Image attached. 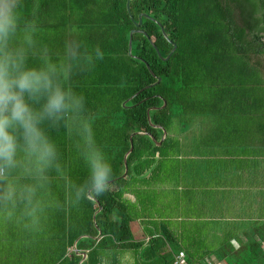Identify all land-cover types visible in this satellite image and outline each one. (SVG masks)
Returning a JSON list of instances; mask_svg holds the SVG:
<instances>
[{"label": "trees", "instance_id": "16d2710c", "mask_svg": "<svg viewBox=\"0 0 264 264\" xmlns=\"http://www.w3.org/2000/svg\"><path fill=\"white\" fill-rule=\"evenodd\" d=\"M126 2L22 0L12 46L25 39L22 29L31 33L34 26L31 39L51 52L46 58L25 52L28 66L55 65L61 87L82 107L58 122L41 123L56 151L43 172L18 139L16 166L0 180V189L9 185L14 192L11 201L0 203L3 216L18 225L8 239L35 247L28 264H78L81 253L86 258L80 264H173L179 253L187 264H207L212 257L225 264H264V219L240 233L221 232L217 243L207 244L215 223L177 234L153 189L162 160L180 150L174 133L185 132L195 117L238 106L264 116V38L257 34L252 0H129V9ZM140 14L148 17L136 27ZM131 30L138 31L129 56ZM173 43L175 50L163 60ZM253 94L256 100L243 101ZM251 103L258 113H251ZM33 107L38 111L41 104ZM134 132L142 134L132 137L125 159ZM96 153L111 164L112 175L103 195L88 196ZM134 222L143 227L140 235Z\"/></svg>", "mask_w": 264, "mask_h": 264}, {"label": "crops", "instance_id": "0c3cea01", "mask_svg": "<svg viewBox=\"0 0 264 264\" xmlns=\"http://www.w3.org/2000/svg\"><path fill=\"white\" fill-rule=\"evenodd\" d=\"M16 42L19 44L13 47L39 54L42 58L51 52L50 46L36 45L33 39L31 43L19 38ZM249 96L243 101H254L258 94ZM245 108L249 109V106ZM237 109L211 108L209 113L195 117L185 132L174 133L180 142V150L162 160L160 179L153 189L159 199H162L163 191L178 198L182 197L181 192L191 191L188 194L191 196V213L183 212L189 205L182 207L179 199L172 203L177 207L174 215L167 213V209L162 211L173 222L172 228L177 234L186 230V235H191L194 225L215 223L209 231L211 239L205 240L211 244L213 238L222 235L221 232L233 229L240 233L251 223L264 219V116L250 114L242 106ZM250 110L258 113L255 103H251ZM11 180L13 178H9L8 183ZM135 224L137 229L133 230L140 235L143 227ZM6 239L2 241L8 254L16 250L18 264H28L29 240ZM232 244L238 246L235 240ZM4 264H8L6 257Z\"/></svg>", "mask_w": 264, "mask_h": 264}, {"label": "clouds", "instance_id": "9594fccd", "mask_svg": "<svg viewBox=\"0 0 264 264\" xmlns=\"http://www.w3.org/2000/svg\"><path fill=\"white\" fill-rule=\"evenodd\" d=\"M252 2L260 22L257 34L264 38V4L260 0ZM22 13V0H0V180L5 179L7 169L16 166L19 138L24 142L25 151L40 165V172L49 167L56 151L41 129V123L44 120L58 122L69 112L82 107L80 98L61 87L55 65L46 61L43 67H30L25 51L12 46V40L20 30ZM32 31H35L34 26ZM25 39L31 43L30 36ZM96 48L99 51V46ZM103 56L99 53L100 59ZM35 104H41L38 111L33 107ZM89 171L90 194L103 195L111 179V164L96 153L90 161ZM13 197L10 187L0 189V203L9 202Z\"/></svg>", "mask_w": 264, "mask_h": 264}, {"label": "rangeland", "instance_id": "374dc122", "mask_svg": "<svg viewBox=\"0 0 264 264\" xmlns=\"http://www.w3.org/2000/svg\"><path fill=\"white\" fill-rule=\"evenodd\" d=\"M20 33V37L25 38L26 36H31L33 33V31L31 30V33L27 32L28 30L22 29ZM35 38V37H34ZM37 42V39H34V43ZM162 201H164L166 203V205L164 206V210L167 209V213L169 214H173L174 212L177 210V207L173 206V201H175L176 199H179L180 203L182 204V207L185 205H189V206H185L183 212H190L191 213V196H188V194H191V191L189 192H181L182 197L178 198L176 195H174L173 193H168L166 191L162 192ZM170 205L166 208L167 204ZM5 213L3 211L0 210V264H4L5 261V257L8 258L12 263H15L17 261H19V258L16 256L17 251L13 250L10 254H8L7 252V246H5L4 241H2V239H6L9 238L8 236H11L15 233V230L18 228L17 224L11 223V219L4 217ZM10 217V216H9ZM12 222H15L14 219H12ZM133 229H137L136 228V224L135 222L132 224ZM217 237L213 238L211 240L212 243H217L218 240H216ZM7 240V239H6ZM12 240V239H9ZM35 249L34 246L31 247V252H33ZM4 257V258H3ZM30 257V256H29ZM31 258V257H30ZM212 259H215L214 257H212ZM216 260V259H215ZM8 262V260H7ZM9 264V262H8Z\"/></svg>", "mask_w": 264, "mask_h": 264}, {"label": "water", "instance_id": "95a60500", "mask_svg": "<svg viewBox=\"0 0 264 264\" xmlns=\"http://www.w3.org/2000/svg\"><path fill=\"white\" fill-rule=\"evenodd\" d=\"M126 7H127V9H129V0H127V2H126ZM143 16L148 17V16L145 15V14H140V15H139V18H138V22H134V24H135L136 27L140 26L141 21H142V17H143ZM130 17L132 18V16H130ZM132 19H133V18H132ZM153 20H154V19H153ZM158 24H159V23H158ZM159 26H160V24H159ZM160 27H161V26H160ZM137 31H138V30H131V31H130L129 41H128V55H129V56H132V54H131L132 35H133V33L137 32ZM161 31H162V34L164 35V37H165L166 39H168V37H167V35H166V33H165V31H164V29H163L162 27H161ZM152 45L155 47L154 44H152ZM175 48H176V45L173 43V49H172V51L169 53V55H168L166 58H163V60H167V59H169L171 53L175 50ZM156 50H157V49H156ZM158 54H159V53H158ZM147 67H148V65H147ZM150 71H151V70H150ZM151 72H152V71H151ZM160 80H161L160 77H157V81H156L154 84L158 83ZM148 87H149V86H148ZM164 105H165V102L163 103V106H164ZM135 134H142V133H141V132H134V133H132V134L130 135V148H129L128 152H127L126 155H125V159H126L127 154H129V153L132 151V149H133L132 137H133ZM165 135H166V131L163 129V135H162L160 141H157V142H156L152 136H151V138L153 139V141H155V143H156L157 145H160V144L162 143V141L164 140ZM125 159H124L125 170H124V174H123L122 176H125L126 173H127V162H126ZM109 182H110V181H109ZM90 190H91V189H90ZM90 190H88V192H87L88 196H89V194H90ZM100 209H101V207H99L98 210H100ZM99 235H100V233H99ZM99 235H98V237H99ZM78 239H80V237H79ZM78 239H77V240H78ZM77 240L75 241V243L77 242ZM75 243H74V247H75ZM81 255H82V259L80 260V262H79L78 264H80V263L86 258V253H81Z\"/></svg>", "mask_w": 264, "mask_h": 264}, {"label": "built area", "instance_id": "2783aa9c", "mask_svg": "<svg viewBox=\"0 0 264 264\" xmlns=\"http://www.w3.org/2000/svg\"><path fill=\"white\" fill-rule=\"evenodd\" d=\"M206 262L207 264H225L224 262H219L212 258H207ZM173 264H187L184 254L183 253L176 254L174 256Z\"/></svg>", "mask_w": 264, "mask_h": 264}]
</instances>
